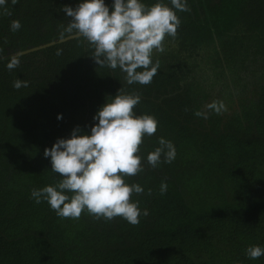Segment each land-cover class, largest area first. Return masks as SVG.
<instances>
[{
    "label": "trees",
    "instance_id": "1",
    "mask_svg": "<svg viewBox=\"0 0 264 264\" xmlns=\"http://www.w3.org/2000/svg\"><path fill=\"white\" fill-rule=\"evenodd\" d=\"M82 2L7 0L11 15L0 8V264H264V256L246 255L249 246L264 247V0H187L177 37L164 40L177 48L164 43L166 51L154 53L160 67L148 85H128L119 68L99 67L81 37L7 68L17 52L76 34L65 31L71 17L61 9ZM113 3L105 0L110 11ZM13 20L22 25L15 32ZM201 63L226 81L222 89L250 76V91L234 102L207 89ZM17 79L28 87L14 89ZM122 87L140 94L137 115L158 121L140 145L144 170L125 177L144 188L132 201L149 215L133 226L87 210L60 218L46 201L35 203L33 189L61 179L44 150L76 127L90 134L106 97ZM161 137L176 157L152 168L147 156Z\"/></svg>",
    "mask_w": 264,
    "mask_h": 264
},
{
    "label": "clouds",
    "instance_id": "2",
    "mask_svg": "<svg viewBox=\"0 0 264 264\" xmlns=\"http://www.w3.org/2000/svg\"><path fill=\"white\" fill-rule=\"evenodd\" d=\"M17 2L11 0L13 5ZM6 4L7 0H0L3 14L11 15ZM171 5L157 2L148 6L141 0H114L110 11L105 0H83L75 8L65 6L61 10L71 17L65 31H75L91 46V58L99 67L119 68L128 85H148L160 67V61L153 59L154 52L166 51V36L177 37L181 24L177 11H190L187 0H171ZM21 27L18 20H13L10 30L15 32ZM61 54L58 49L56 55ZM19 64V58L14 56L7 68L11 71ZM13 87H28V82L17 79ZM140 102V94L122 87L115 97H106V103L93 117L96 123L90 134L76 127L70 138L58 139L50 149L46 148L44 156L51 158V171L61 179L55 185L33 189L31 196L35 203L46 201L60 218L79 219L87 210L97 220L121 217L136 226L142 215L148 216L147 209H140L139 201H132L133 193L143 194L144 188L125 182V177L144 170L138 154L140 145L158 127L154 115L134 112ZM158 143L159 147L147 156L152 168L161 162L172 163L176 157L171 141L161 137ZM167 187L166 182L161 183V195L167 192ZM147 194L152 195V190L148 189ZM246 255L252 260L259 259L264 256V247L249 246Z\"/></svg>",
    "mask_w": 264,
    "mask_h": 264
},
{
    "label": "flooded vegetation",
    "instance_id": "3",
    "mask_svg": "<svg viewBox=\"0 0 264 264\" xmlns=\"http://www.w3.org/2000/svg\"><path fill=\"white\" fill-rule=\"evenodd\" d=\"M164 43L166 45H169L171 48L173 47L177 48L176 45L173 43L170 44L169 42H164ZM200 65L201 67L200 70H198V75L202 79H205V83L207 85L206 88L210 90V86L212 85L213 91L216 93L221 91L222 96L225 98H227L229 95H232V100L236 102L239 97L244 96L251 89L250 83L252 82V78L250 76L247 77V75L243 73L240 75L241 78H243V80L239 83L238 86L233 84L231 80H227V84H226L227 88L222 89L224 86L223 84L226 81L225 80L218 81L217 79L214 78L213 72L211 71V69H209L210 67L208 65H205L204 63H201ZM243 85H246L245 90L242 89Z\"/></svg>",
    "mask_w": 264,
    "mask_h": 264
},
{
    "label": "water",
    "instance_id": "4",
    "mask_svg": "<svg viewBox=\"0 0 264 264\" xmlns=\"http://www.w3.org/2000/svg\"><path fill=\"white\" fill-rule=\"evenodd\" d=\"M78 37H80V36L77 33L76 34H72V35L66 36L64 38H61V39H59L57 41H51V42H48V43H45V44H41V45H38V46H35V47H32V48L17 52L15 54V56L19 57V56L27 55V54H30V53H33V52H36V51H39V50L54 46L56 44L67 42L69 40H72V39H75V38H78Z\"/></svg>",
    "mask_w": 264,
    "mask_h": 264
}]
</instances>
